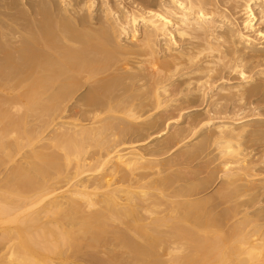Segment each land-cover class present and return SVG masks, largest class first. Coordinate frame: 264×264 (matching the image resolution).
<instances>
[{"label":"bare ground","instance_id":"bare-ground-1","mask_svg":"<svg viewBox=\"0 0 264 264\" xmlns=\"http://www.w3.org/2000/svg\"><path fill=\"white\" fill-rule=\"evenodd\" d=\"M259 220L264 0H0V264H264Z\"/></svg>","mask_w":264,"mask_h":264},{"label":"rangeland","instance_id":"rangeland-1","mask_svg":"<svg viewBox=\"0 0 264 264\" xmlns=\"http://www.w3.org/2000/svg\"><path fill=\"white\" fill-rule=\"evenodd\" d=\"M198 108H200V107H197L196 109H198ZM200 176V175H199ZM203 178H205V176H206V174H204V173H202V175H201ZM201 177H199V179H200ZM209 191V190H208ZM207 192V191H206ZM251 210V209H250ZM254 211V208L252 209V212ZM250 216H254V213L252 214V215H250ZM259 221H262V220H259ZM258 222V221H257ZM258 223H264V220L262 221V222H258Z\"/></svg>","mask_w":264,"mask_h":264}]
</instances>
